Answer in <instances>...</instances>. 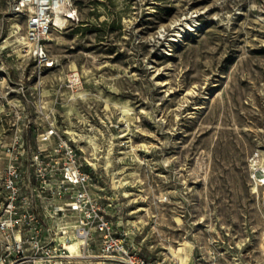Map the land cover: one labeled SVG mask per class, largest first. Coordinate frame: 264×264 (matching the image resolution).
Returning <instances> with one entry per match:
<instances>
[{
  "label": "rangeland",
  "instance_id": "374dc122",
  "mask_svg": "<svg viewBox=\"0 0 264 264\" xmlns=\"http://www.w3.org/2000/svg\"><path fill=\"white\" fill-rule=\"evenodd\" d=\"M10 2L0 111L20 91L56 93L59 127L145 258L264 264V0H78L41 71Z\"/></svg>",
  "mask_w": 264,
  "mask_h": 264
},
{
  "label": "built area",
  "instance_id": "2783aa9c",
  "mask_svg": "<svg viewBox=\"0 0 264 264\" xmlns=\"http://www.w3.org/2000/svg\"><path fill=\"white\" fill-rule=\"evenodd\" d=\"M77 1L11 0L24 21L20 49L40 71L56 65L45 41L56 14L78 21ZM55 94L20 91L0 111V264H163L111 217L95 167L57 123Z\"/></svg>",
  "mask_w": 264,
  "mask_h": 264
},
{
  "label": "bare ground",
  "instance_id": "6f19581e",
  "mask_svg": "<svg viewBox=\"0 0 264 264\" xmlns=\"http://www.w3.org/2000/svg\"><path fill=\"white\" fill-rule=\"evenodd\" d=\"M65 21V19L59 14V13H57L56 14V16H55V22L57 23V24H61V23H63ZM179 33V32H178ZM72 75V77H77V72H74V73H72L71 74ZM74 79V78H73ZM261 166L263 167V169H264V164H261ZM263 176H264V171H263V174H262ZM75 248H76V245L74 244V245H71V249L72 250H75Z\"/></svg>",
  "mask_w": 264,
  "mask_h": 264
}]
</instances>
